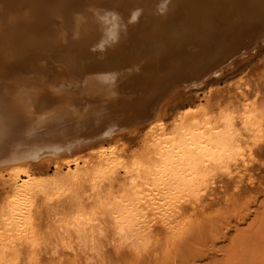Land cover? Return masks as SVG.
Here are the masks:
<instances>
[{
    "label": "rangeland",
    "instance_id": "rangeland-1",
    "mask_svg": "<svg viewBox=\"0 0 264 264\" xmlns=\"http://www.w3.org/2000/svg\"><path fill=\"white\" fill-rule=\"evenodd\" d=\"M81 1L83 2V0ZM92 1L97 4L98 9L102 8L101 10H104L107 14L112 12L119 16L123 12L120 15L122 19L116 25L115 34L110 36V43L118 39L121 47L118 50L119 53H115L119 47L115 43H111L109 49L102 46L89 48L78 42L69 43L67 49H60L59 52L65 51L66 53L65 58L62 57V60L59 59V61L64 62L63 67L72 73L68 74L75 78L82 77V79L90 74L93 76L104 74L111 76L113 71L110 70H116L113 68L133 70V67L129 66L130 63H135L134 66L139 67H145L146 64L147 67L153 68L152 74L142 75L140 77L142 79L139 80L141 87L138 86L136 90L122 85L126 80H117L120 81L118 85L123 86L122 88L118 87L120 90L117 88L118 92H124L122 94L123 96L126 94L127 98L113 97L116 100H113V102L109 98L101 101L102 97H100L98 99L102 104H99L96 99L97 104L100 105L98 110L100 113L93 112L92 116L90 114L83 119H79V121H62V123L55 126L41 129L43 131L38 129L31 131V133L29 131L28 133L31 135L24 131V127L21 130V127H17L19 130L0 138V174L5 172L4 175H8L7 171L12 174L24 171L27 176L47 177L54 173L57 160H61V164L62 161L74 159L75 157L88 158L91 152L102 148L132 150L131 148H136L148 135L153 124L159 122L163 127L169 126L185 110L195 109L200 105L208 102L213 103L216 100L222 104H228L240 98L242 99L243 94L247 96L243 102L249 105L259 101L261 96L258 95L264 90V0H247L243 3L244 6H241V9L246 13L248 12L250 19L243 18L242 21H239L241 23L240 28L236 32L233 31V36L230 38L228 36L227 39L222 36L223 27L229 22L227 13L239 10V8L232 10L233 6L230 0H211L212 5L221 6L222 9H224L226 1L228 4L230 2V8L225 10L221 19L217 18L219 16L214 14L215 12L211 11L210 15H212L208 18L207 6L209 3H201V0H198L189 9H199L200 15L207 13L205 22L203 17L199 20L196 19L197 22H191L190 25L189 19L183 18V16L179 19L173 15V18H175L172 21H167L168 24L164 23L166 26L161 24L163 26L161 27L160 22L165 9H167V6L170 7V0L168 2L164 0V3L167 4L162 6L161 11L164 10L162 16L160 12L159 15L155 16V10H150L145 14V16H148H146L147 18L142 16V20L139 19L138 22H133L141 24L140 28H143V31L139 30L138 25L133 24L130 20L127 21L134 10L132 7H127L126 3L130 0ZM75 3L80 6L85 5L79 1ZM146 4L149 5L148 7L152 5L147 0ZM100 5H103V7ZM154 7H157V4ZM246 8L248 10H245ZM218 19H220V24ZM216 23L219 25H216ZM124 24H128V26H124ZM213 25L215 29L212 28ZM120 26H123L122 29ZM191 30L194 33L191 34ZM174 31L178 32L179 35ZM194 34L195 37H192ZM190 35L192 39H190ZM201 37L204 40H201ZM183 38H185V41ZM208 40L209 43H206ZM186 41L188 44L185 43ZM218 41H221L222 45ZM190 47H195V52H198L195 53ZM184 50L186 51L183 54L182 51ZM57 51L56 49L53 52ZM53 52L50 51V53ZM116 54L118 56H113ZM108 58H110V61L106 62ZM157 58H162L160 60L163 63L160 67L154 66L155 61L159 60ZM55 59L54 62H56ZM59 61L57 60L56 63H59ZM180 61L183 62V65ZM10 64L11 62L6 63L4 68L0 69V85L3 80L11 79L9 83H15L22 81V79L27 80V78H30L31 80L33 77H42L40 74H35L36 72L31 67V69H26V73L19 74V77L8 79L10 73L15 69L14 66L9 67ZM171 64L174 65L171 66ZM104 66L109 69L101 68ZM158 72L160 73L158 74ZM99 73L101 75H98ZM130 73L132 72L129 71ZM90 81L95 80L88 78V82L83 86H89ZM130 81L133 82V80ZM124 87L127 89L125 88V90ZM84 89H90L91 91V88L85 87ZM130 89L133 90L131 92H134V94H129ZM257 93L259 94L256 95ZM97 95L99 96V94ZM86 98L84 96L80 97L78 103L88 101ZM214 98L215 101H213ZM92 105H96V103ZM101 107L103 108L101 109ZM39 111H41L39 113L41 115L38 117H43L48 113L41 107L38 108ZM13 121V119L12 121L6 119L4 122L7 124ZM31 129L32 127H30ZM33 132L37 135L40 133L49 136L54 134L51 137L63 138L62 143H60L63 146L52 156H46L51 155L47 153L44 155L45 158H41L44 156H42L41 150L36 147L30 150L29 155H26L17 145L28 143L29 137L34 134ZM256 137H243V149L239 158L240 161H238L242 163L235 171H232L230 178L228 177L229 172L214 173L210 178L213 179V182H210L206 190L201 191L199 197H202L203 200L209 202L216 200L212 208L202 211L201 216L198 213L199 210H193L192 215L189 213L187 216L173 219L170 215L168 216V209L172 207L170 202L165 206L162 203L164 209L160 205L155 216L148 213L150 216L140 220L141 222L138 223L135 232L133 231V236L129 238L130 243L126 246L115 245L113 229L110 230L111 227L109 226L108 232H110L102 240V242L104 241V245L101 244L102 253L100 257H95L94 260H89L87 253L78 255L76 252H72L67 246H62L57 254L50 251L46 252L39 247V240L35 235L40 231L48 232L52 229H48L50 227V221H47L49 220L47 217L49 214L48 209L51 211V203H53L52 207L58 205L54 202H56L59 192L50 190L52 192L45 195L38 193L36 197L30 198L31 200H24L23 197H20L22 196L20 194L12 197L6 179H2L0 176V234L2 233L3 237L2 240L0 239V264H264V134L258 135V139ZM34 141H38L37 137L34 138ZM32 156L36 158L29 160L32 159L30 158ZM119 177L123 176L120 175ZM23 179L26 178L23 177ZM116 188L112 192L116 193L120 190ZM117 193L119 195L121 191ZM109 195L112 196V193H109ZM146 196L144 195V197ZM18 197L23 200L20 201ZM16 199L19 200L18 204H16L17 202L13 204V200L17 201ZM23 201L25 202L22 203ZM25 205L26 207L23 208ZM161 210L164 211L160 212ZM147 217L148 219H146ZM171 219L174 224H172ZM28 225L30 226L28 227ZM140 233L150 234L151 243L144 249L143 246L141 248L139 245L140 242H137L138 238L136 236ZM132 239L135 241H132ZM137 243L138 247L136 246Z\"/></svg>",
    "mask_w": 264,
    "mask_h": 264
},
{
    "label": "bare ground",
    "instance_id": "bare-ground-1",
    "mask_svg": "<svg viewBox=\"0 0 264 264\" xmlns=\"http://www.w3.org/2000/svg\"><path fill=\"white\" fill-rule=\"evenodd\" d=\"M76 1L85 5L80 6L75 3ZM157 1L147 0L148 3L152 4L150 7L146 4V0L128 1L126 3L127 7L134 8L132 14L135 12L137 15L135 19L131 15L127 21L138 22L139 19L142 20V16L145 18L147 16L145 14L150 10H155V16L159 15V12L162 16L164 12V10L161 11L162 6L167 3L165 4L164 0L158 1V3ZM195 1L198 2V0H172V2L170 0V7L168 8L167 6L168 10L165 9L161 22L159 21L160 26L161 24L166 26L164 23L168 24L169 21H172L175 18H173V15L179 19L182 16L189 19L190 25L196 19L199 20V18L202 19L203 17L205 22L207 17L209 18L212 15H210L211 12H215L214 14L219 16L217 18L221 19L225 10L230 8V2L233 6L232 10H236L235 8H239V10L227 13L229 22L223 27L222 36L224 39H227L228 36V38L233 36V31L236 32L240 28L241 23L239 21H242L243 18L250 19L248 12L246 13L241 9V6L243 7V3L247 2V0H230L229 4L227 0L224 4V9L221 6L212 5L211 0H201V3H209L207 6L209 13L207 17V13L200 15L199 9H189ZM91 2L93 1L0 0V69L4 68L6 63L11 62L9 67L14 66L15 69L10 73L11 75L8 79L19 77V74L26 73V69H31V67L36 72L35 74L42 75V77H33L31 80L30 78H27V80L22 79V81L15 83H9L11 79L3 80L0 85V92H2L6 103L4 121L6 119L12 121L13 119L15 126L21 127L20 130L24 127V131L27 133L37 129L43 131L41 129L55 126L66 120L79 121V119H83L90 114L92 116L93 112H99V104L102 100L109 98L113 101V97L117 98V96L120 99L127 98L126 94L123 96L122 93L124 92H118V87H120L118 83L120 81L117 80H126L128 81L127 83L133 80L129 84H125V81L122 85L136 90L138 86L141 87L139 80L142 78L140 79V77L149 73L152 74L153 68L147 67L146 64L145 67H139L134 66L135 63H130L129 66L133 67V70L113 68L116 70H110L113 71L111 76L109 75L111 74L110 71H108L109 76H106L107 74L101 75V73L98 74L101 76L86 75L85 79L70 76L72 73L63 67L64 62L61 61V58L66 56V53L65 51L59 53L60 49H67L69 43L78 42L89 48L102 46L107 49L110 48L111 43H115L117 46L120 45V40L118 39L110 43V36L115 34L116 25L122 19L120 15L123 12L119 16L112 12L107 14V12L101 10L102 8L98 9L99 7H97L95 2ZM156 4L157 7H154ZM245 10H248V8ZM220 19H218L219 24ZM237 19L239 20L237 21ZM219 24L216 23V25ZM136 25H138L139 30L143 31V28H140L141 24ZM136 25L133 26L135 27ZM124 26H128V24H124ZM122 27L120 26L121 29ZM212 28H214V25ZM174 32L178 34V32ZM192 33L194 32L191 30ZM192 37H195V34ZM185 38L187 39V37ZM185 38H183L184 41ZM206 43H209V40ZM120 47L115 53H119ZM190 48L195 52V47ZM56 49L58 51L53 52ZM50 51L53 53H50ZM185 51H182L183 54ZM113 56H118V54ZM189 56L191 57V54ZM54 59L56 62L61 59V62L56 63ZM160 59L155 61L154 66L160 67L163 63ZM109 61L110 58L106 60V62ZM182 63L181 65H183ZM101 68L109 69L107 66ZM129 71L132 73L129 74ZM159 71L161 72V70ZM157 76L159 77L160 75ZM88 78L95 81H90L89 86H83L88 82ZM122 85L120 88L123 87ZM85 87L91 88V91L90 89H84ZM131 91L133 90L130 89L129 94H134ZM262 91L260 94H256L261 97L255 104L250 103L251 105H249L243 102L247 97L246 94L242 95V99L240 98L228 104H222L214 98L213 101H216L213 103L208 102L195 109L183 111L182 115L175 118L169 126L163 127L161 123L156 122L149 129L148 135L136 148H131L132 150L126 148L121 150L117 148H102L91 152L88 158L80 159V157H75L74 159L64 160L61 164V160H57L54 173L42 178L27 176L24 171H18L15 174L7 171L8 175H4L5 172H1L0 176L2 179H6L10 190L9 193H12V197L20 194L22 195L20 197L25 200L33 196L36 197L38 193L45 195L54 190L59 192V196L54 202L56 205L58 203V205L52 207L53 203H51V211L48 209V216L46 214L49 220L45 217L48 222L50 221L48 229H52H47L48 232L40 231V233L38 232L35 235L39 240V247L46 252L50 251L53 254H57L62 246H67L72 252H76L78 255L87 253L88 259L94 260L95 257H100L102 253L101 244L104 242L102 240L110 232H108L109 226L111 227L110 230L113 229L115 245L126 246L130 243L129 238L133 236V231L138 223L141 222L140 220L146 216H155L157 209L162 203L165 206V204L170 202L172 207L167 211L168 216L170 215L173 219L187 216L193 210H199L198 213L201 216L202 214L200 213L202 211L213 207L216 200L209 202L199 197L201 191L209 187L210 182L213 180L210 178L214 173L218 172H229L228 177L230 178L232 171H235L242 163L238 161H240L239 158L243 149V137L249 136L251 138L252 136L255 138L257 136L256 138L258 139L261 137H258V135L264 134V90ZM83 96L85 98L89 96L88 98L90 99L86 98L88 101L78 103L79 98ZM100 97H102L101 101L98 99ZM96 99L99 104H97ZM112 101L111 103L116 100ZM227 102L229 101L227 100ZM95 103L96 105H92ZM40 107L45 112H48L43 117H38L41 115L39 114L41 111L38 112ZM30 127H32L31 130ZM33 133L36 136H30L28 143L17 145L26 155H29L30 150L36 147L41 150L42 156L47 153L51 155L46 156H52L63 146V144H60L63 138L51 137L54 134L49 136L45 133L38 135L35 132ZM36 137L38 141L33 142ZM30 158L32 159L29 160H33L36 157L32 156ZM120 175L123 177L120 178ZM23 177L26 179H23ZM116 187L121 191L119 195L117 190L116 193L112 192L113 190L115 191L114 188ZM244 192L246 193L245 190ZM109 193H112V196ZM144 195L147 196L144 197ZM18 199L20 200L19 197ZM19 200H13V204L15 202L18 204ZM8 202L10 201L8 200ZM19 204L21 203L19 202ZM10 208L8 209L12 210ZM163 211L161 210L160 212ZM160 215L163 214L161 213ZM168 216L166 217L168 218ZM260 223L263 222L261 221ZM172 224L174 223L172 222ZM15 225L17 226V224ZM140 234L136 236L138 238L137 242H140L139 245L141 248L143 246L144 249L151 243L150 234ZM1 238H3L2 233L0 234ZM132 241L135 240L132 239ZM138 243L136 244L137 247Z\"/></svg>",
    "mask_w": 264,
    "mask_h": 264
},
{
    "label": "snow or ice",
    "instance_id": "snow-or-ice-1",
    "mask_svg": "<svg viewBox=\"0 0 264 264\" xmlns=\"http://www.w3.org/2000/svg\"><path fill=\"white\" fill-rule=\"evenodd\" d=\"M100 6L103 7V5ZM136 15L137 13L134 12L132 14V18L135 19ZM74 19H78V18H74ZM5 113H6V103L2 92H0V138L6 135H11L14 131L19 130L15 126V122L7 123V124L4 122Z\"/></svg>",
    "mask_w": 264,
    "mask_h": 264
}]
</instances>
